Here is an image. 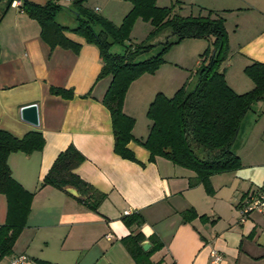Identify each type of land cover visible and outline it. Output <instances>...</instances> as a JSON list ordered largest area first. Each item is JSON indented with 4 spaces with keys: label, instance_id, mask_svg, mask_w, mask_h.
Returning a JSON list of instances; mask_svg holds the SVG:
<instances>
[{
    "label": "crops",
    "instance_id": "0c3cea01",
    "mask_svg": "<svg viewBox=\"0 0 264 264\" xmlns=\"http://www.w3.org/2000/svg\"><path fill=\"white\" fill-rule=\"evenodd\" d=\"M27 1L34 5L52 1L69 8L75 0ZM156 1L159 7L175 6L183 16L217 13L224 18L229 35V62L237 61L244 69L254 62L264 63V0ZM84 4L114 24L118 20L121 24L132 9L127 0H88ZM5 6L0 0V16ZM63 12L73 15L74 25L58 22ZM59 13L55 17L59 24L77 26L74 13ZM0 20V129L19 139L40 132L45 139L41 152L14 153L8 159L13 178L35 196L12 256L0 264H10L11 257L19 254H26L32 264H211L213 250L222 256L221 264H264V214L254 213L242 224L238 213L244 194L263 183L246 186L239 173L222 191L223 186L212 181L216 175L211 178L215 194L208 196L202 185L189 186L194 172L160 157L150 162L149 152L138 142L149 135L148 106L160 92L146 87L147 80L163 72L166 64L158 74L142 76L128 90L124 113L136 125L131 133L134 141L127 147L137 161L124 160L114 152L111 116L102 103L112 79L98 81L102 68L99 48L66 33L81 46L80 51L51 49L41 37L38 22L20 4H12ZM200 64L199 60L194 64L196 71ZM227 69L225 65L226 76ZM227 82L243 94L242 85ZM52 88L71 90L73 98L53 95ZM138 92L144 94L141 103L135 98ZM30 104L38 106V126L22 118L21 109ZM70 146L85 158L75 171L77 176L107 196L97 212L63 191L41 187L56 158ZM6 204L0 193V226L6 222ZM189 209L198 217L185 222L182 213ZM125 212L142 216L144 223L125 226ZM137 235L150 244L147 251L156 244L163 248L148 260L145 254L135 259L123 240Z\"/></svg>",
    "mask_w": 264,
    "mask_h": 264
},
{
    "label": "trees",
    "instance_id": "16d2710c",
    "mask_svg": "<svg viewBox=\"0 0 264 264\" xmlns=\"http://www.w3.org/2000/svg\"><path fill=\"white\" fill-rule=\"evenodd\" d=\"M3 1L6 2V10L0 19L15 0ZM127 1L132 4V9L120 25L86 7L84 3L88 0H75L69 8L52 1L46 5H34L23 0L22 9L30 19L38 22L41 37L51 49L62 47L76 54L80 51L81 46L68 39L66 33L78 35L99 48L102 68L98 81L108 77L112 79L102 103L111 116L114 152L120 158L133 162L137 161L135 154L127 146L134 141L131 133L136 121L127 116L123 108L130 86L146 74L154 75L165 64L166 52L184 40L212 41V47L200 56L202 63L195 88L190 90L188 84L184 85L171 98L157 93L148 106L147 118L152 123L149 135L145 141L138 142L149 152L150 162L160 157L194 172L196 176L190 180L189 186L202 185L208 196H213L215 191L210 183L213 176L236 172L243 167L240 156H236L232 148L244 115L254 103L264 100V63L254 62L245 68L254 88L245 94H237L227 84L226 74L221 70L229 53V35L224 18L212 11H207L206 15L183 16L177 13L175 6L159 7L156 0ZM62 10L75 14L78 20L76 27H66L57 22L55 17ZM138 20L152 28L147 40L135 47L130 45L131 49L124 54H112L114 45L131 43L133 27ZM164 31L170 32L164 43L147 42ZM170 37L173 41L169 40ZM158 45H161V50L156 56L135 62L139 55ZM51 93L68 100L74 95L71 90L60 88H52ZM42 136L40 132H30L19 139L0 129V193L7 200L6 222L0 226V263L12 256L14 246L28 223L35 196L13 178L8 159L14 153L31 155L41 152L45 146ZM83 161L84 156L74 146L68 147L56 158L41 187L50 186L69 196L72 195L65 188L72 187L80 194L75 198L77 202L97 212L107 196L77 176L75 171ZM182 217L185 222H190L198 214L189 209L182 213ZM123 220L129 228L144 223L142 216L137 214L127 215ZM142 238L137 235L123 240L135 259L145 254L148 260L163 248V244H156L151 251L143 252Z\"/></svg>",
    "mask_w": 264,
    "mask_h": 264
},
{
    "label": "rangeland",
    "instance_id": "374dc122",
    "mask_svg": "<svg viewBox=\"0 0 264 264\" xmlns=\"http://www.w3.org/2000/svg\"><path fill=\"white\" fill-rule=\"evenodd\" d=\"M196 10L197 9L194 10L195 13ZM57 18L59 23L64 25H74V23L72 24V22H74V17L70 13H59ZM115 24L120 25L119 20ZM150 31V24L138 20L133 27L130 40L131 43H128L126 46L114 45L111 49V53L124 54L127 50L131 49L130 45L135 47L136 45L142 44L147 40ZM169 36L170 32L164 31L147 42L150 44L164 43L166 41L165 39ZM169 40L173 41V37H170ZM212 43V41L208 40L190 39L184 40L179 45H175L169 50V52H166V66L164 67L163 72L156 76L155 74H158L157 71L154 74L155 76L152 77L153 79L149 77L150 79L148 80L150 81L148 82L147 80L146 87L151 89L153 87V89H155L154 91L157 89L160 91L159 93L164 94L168 98L173 97L176 91L187 84L188 88L193 90L199 80V72L196 71L194 64H196L198 60L202 63L200 56L204 54L208 48L212 47ZM160 50L161 45H158L156 48L154 47L150 51L139 55L135 62H142L150 59L156 56ZM231 53V50H229L228 58L221 67V70H223L225 65L226 67L228 66L226 81H229L232 85L233 83L234 85H242V88L240 89H242L243 94L252 91L254 84L246 76L245 69L241 68L237 61L229 62ZM149 88H147V92L149 91ZM136 94L137 96L135 98L137 99V103H141L144 94H142V92ZM244 116L245 117L239 128L238 137L232 148V151L236 156H240L243 167L241 168V171L237 173H227L217 175L216 177L214 176L215 178L212 179V181L214 180L213 183L223 186L222 191H225L224 189L226 188L228 189V186H230L228 181L230 179H233L235 176L240 177V175H242V178H240L241 181L244 182L246 186L253 184L261 185L264 183V100L254 103L251 110H249ZM239 173L240 175H238Z\"/></svg>",
    "mask_w": 264,
    "mask_h": 264
},
{
    "label": "built area",
    "instance_id": "2783aa9c",
    "mask_svg": "<svg viewBox=\"0 0 264 264\" xmlns=\"http://www.w3.org/2000/svg\"><path fill=\"white\" fill-rule=\"evenodd\" d=\"M20 4L21 0H15L13 5ZM129 215L128 212H125ZM239 222L244 224L254 213L264 214V183L258 188L244 194L238 206ZM111 238L110 236H108ZM211 264H221L222 256L215 250L211 252ZM10 264H32L26 254H19L11 257Z\"/></svg>",
    "mask_w": 264,
    "mask_h": 264
},
{
    "label": "water",
    "instance_id": "95a60500",
    "mask_svg": "<svg viewBox=\"0 0 264 264\" xmlns=\"http://www.w3.org/2000/svg\"><path fill=\"white\" fill-rule=\"evenodd\" d=\"M20 112H21L23 120H25L26 123L29 122L31 123V125H34V126L39 125V112H38L37 104H30V105L24 106ZM65 191L75 198L80 197L79 192L72 187L65 188ZM142 247L145 251H147L150 248V244L148 242H144L142 244Z\"/></svg>",
    "mask_w": 264,
    "mask_h": 264
}]
</instances>
